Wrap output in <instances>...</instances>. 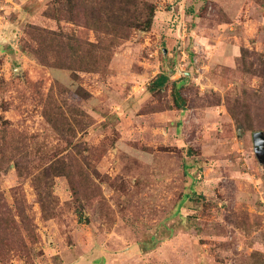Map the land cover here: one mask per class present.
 <instances>
[{"label":"rangeland","instance_id":"obj_1","mask_svg":"<svg viewBox=\"0 0 264 264\" xmlns=\"http://www.w3.org/2000/svg\"><path fill=\"white\" fill-rule=\"evenodd\" d=\"M143 1L88 70L56 0H0V264H264V0Z\"/></svg>","mask_w":264,"mask_h":264},{"label":"trees","instance_id":"obj_2","mask_svg":"<svg viewBox=\"0 0 264 264\" xmlns=\"http://www.w3.org/2000/svg\"><path fill=\"white\" fill-rule=\"evenodd\" d=\"M154 10L153 4L143 0H56L55 5L48 9V13L57 21L66 19L73 23H82L94 31L95 42H86L85 48L84 43L81 45L71 35H59L55 32L53 34H56L54 37L60 36L59 40L61 36L66 37L67 43L63 44L68 45L72 57L87 53V58L90 59L84 69L97 70L103 64L102 53L107 54L109 49L127 39L133 29L147 30L152 26ZM168 82L170 76L160 74L154 80L152 89L161 88ZM179 83V80L173 82L176 101L180 99L179 89L182 84ZM233 115L235 116L234 113Z\"/></svg>","mask_w":264,"mask_h":264},{"label":"water","instance_id":"obj_3","mask_svg":"<svg viewBox=\"0 0 264 264\" xmlns=\"http://www.w3.org/2000/svg\"><path fill=\"white\" fill-rule=\"evenodd\" d=\"M255 151L260 162H264V134L262 132L254 133Z\"/></svg>","mask_w":264,"mask_h":264},{"label":"crops","instance_id":"obj_4","mask_svg":"<svg viewBox=\"0 0 264 264\" xmlns=\"http://www.w3.org/2000/svg\"><path fill=\"white\" fill-rule=\"evenodd\" d=\"M15 2H16V0H15ZM2 26H3V25L0 26V32L3 30Z\"/></svg>","mask_w":264,"mask_h":264},{"label":"built area","instance_id":"obj_5","mask_svg":"<svg viewBox=\"0 0 264 264\" xmlns=\"http://www.w3.org/2000/svg\"><path fill=\"white\" fill-rule=\"evenodd\" d=\"M182 39V37H180Z\"/></svg>","mask_w":264,"mask_h":264}]
</instances>
